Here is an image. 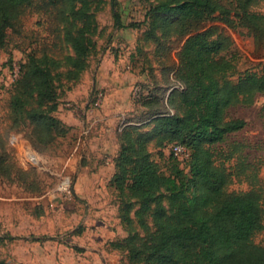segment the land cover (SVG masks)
<instances>
[{
	"label": "trees",
	"instance_id": "1",
	"mask_svg": "<svg viewBox=\"0 0 264 264\" xmlns=\"http://www.w3.org/2000/svg\"><path fill=\"white\" fill-rule=\"evenodd\" d=\"M36 1L0 0V48H7L9 28ZM45 1L62 22L71 52L63 59L46 51L28 54L10 87V121L0 131V181L34 194L49 183L30 153L20 152L15 136L23 133L28 150L47 152L71 132L56 112L89 68L98 29L93 0ZM258 1L156 0L147 10L146 38L156 45L162 75L156 78L151 67L155 82L141 84L136 100L142 112L127 117L119 131L112 179L127 235L110 246L128 264H264V242L256 240L264 231L263 192L254 185L231 190V180L248 165L241 161L239 171L230 170L226 160L234 149L216 146L246 125L230 117L229 109L264 95V66L232 78L238 66L236 55L228 54L233 39L225 31H245L262 52L264 12L254 9ZM114 16L115 26H123L120 14ZM154 138L160 148L186 145L189 158L180 160L172 151L169 172L163 171L149 149ZM0 264L11 263L0 258Z\"/></svg>",
	"mask_w": 264,
	"mask_h": 264
},
{
	"label": "crops",
	"instance_id": "2",
	"mask_svg": "<svg viewBox=\"0 0 264 264\" xmlns=\"http://www.w3.org/2000/svg\"><path fill=\"white\" fill-rule=\"evenodd\" d=\"M115 65L105 58L61 99L56 113L72 127L69 135L47 152L31 149L30 157L43 177L74 178L72 192L58 194L63 202L54 201L58 180L48 182L40 194L0 181V254L7 253L0 258L11 264H119V252L110 242L127 233L112 179L118 134L135 108L131 89L142 77ZM99 89L105 98L96 103L92 93Z\"/></svg>",
	"mask_w": 264,
	"mask_h": 264
},
{
	"label": "rangeland",
	"instance_id": "3",
	"mask_svg": "<svg viewBox=\"0 0 264 264\" xmlns=\"http://www.w3.org/2000/svg\"><path fill=\"white\" fill-rule=\"evenodd\" d=\"M155 1L93 0V8L96 10L98 22V29L94 35L97 46L90 56V66L87 70L93 74L102 65L104 59L109 57L121 72L136 73L142 77L132 86L131 98L135 103V108L127 113V117L138 116L142 112L134 98V90L143 83L153 85L155 78L151 76L150 68L154 69L153 73L156 78L161 79L162 75L158 59L155 56L156 45L152 40L146 38L150 21V18L146 20V13ZM254 9L264 12V0H259ZM116 12L120 14L124 24L121 27L115 26L114 14ZM54 15L55 11L51 6H46L45 0H38L33 5L26 7L15 25L9 28V44L7 48H0V131L10 121V87L19 72L20 64L27 60L28 54L35 52L42 56L46 51L54 58L63 59L67 53L71 52L68 42L64 39V29L61 30L62 22L59 24ZM132 23L139 24L132 26ZM225 31L233 39L228 54L236 55L238 66V71L232 78L237 79L240 73L248 70L261 72L264 66V50L260 53L255 51L252 37L245 31L240 32V30L228 27L225 28ZM100 91L103 92L104 99L105 91L102 89L94 90L92 96H96ZM68 105L75 106L72 102H69ZM228 112L230 117L245 119L246 125L231 133L224 143H218L216 146L224 149L229 148L230 151L234 149L233 157L226 160V166L230 170L239 171L242 168L241 161L248 165L246 172L239 173L231 180L229 188L240 191L254 185L256 188H260L264 195V95L258 94L251 105H236ZM15 139L21 142L20 152L23 151L26 155L28 152L31 155V151L26 148L23 133H18ZM231 143L238 144V146L234 148L230 145ZM149 149L160 168L169 172L172 163L169 159L172 154V144L160 148L156 145V138H154L149 142ZM32 150L36 152V150ZM222 158L220 157V159ZM237 160H239L238 166L235 165ZM181 166L187 165L181 163ZM44 176L43 178L47 182L56 183L58 180L49 175ZM70 178L74 186V178ZM31 206L36 208L34 205ZM256 240L264 242V231L258 234ZM118 252L119 264H128L125 254L119 250ZM6 254V252H2L0 255Z\"/></svg>",
	"mask_w": 264,
	"mask_h": 264
},
{
	"label": "built area",
	"instance_id": "4",
	"mask_svg": "<svg viewBox=\"0 0 264 264\" xmlns=\"http://www.w3.org/2000/svg\"><path fill=\"white\" fill-rule=\"evenodd\" d=\"M17 76H18V74H17ZM140 94H141V86H137L134 90V98L138 99ZM103 96H104V94L102 91L98 92L97 95L95 96V102L101 103L103 100ZM172 151L180 160H186L190 156V151H189L188 147L182 143H174L172 145ZM72 183H73V181L71 180L70 177H66V176L60 177L59 176L58 182L56 183V185L54 186V188L52 190L53 194H55V195L63 194L64 195V194L71 193L73 190V184Z\"/></svg>",
	"mask_w": 264,
	"mask_h": 264
},
{
	"label": "water",
	"instance_id": "5",
	"mask_svg": "<svg viewBox=\"0 0 264 264\" xmlns=\"http://www.w3.org/2000/svg\"><path fill=\"white\" fill-rule=\"evenodd\" d=\"M55 202L61 203L63 201L62 196L58 195L56 196V198L54 199Z\"/></svg>",
	"mask_w": 264,
	"mask_h": 264
}]
</instances>
